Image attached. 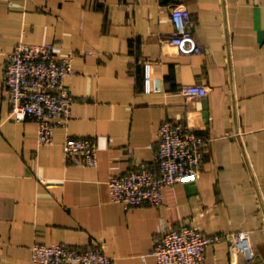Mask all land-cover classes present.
<instances>
[{
    "label": "crops",
    "instance_id": "1",
    "mask_svg": "<svg viewBox=\"0 0 264 264\" xmlns=\"http://www.w3.org/2000/svg\"><path fill=\"white\" fill-rule=\"evenodd\" d=\"M175 7L190 11L203 52L171 43ZM18 42L75 53L72 117L52 145L34 119L10 117L2 81ZM190 85L207 86V98L186 96ZM165 120L209 140L201 174L167 188L160 206L113 202L112 176L142 163L159 170ZM69 135L96 138L97 167L66 158ZM183 224L252 232V262L223 241L202 264H264V0H0V264H32L36 243L101 245L114 264H157L143 256Z\"/></svg>",
    "mask_w": 264,
    "mask_h": 264
},
{
    "label": "built area",
    "instance_id": "2",
    "mask_svg": "<svg viewBox=\"0 0 264 264\" xmlns=\"http://www.w3.org/2000/svg\"><path fill=\"white\" fill-rule=\"evenodd\" d=\"M175 27L172 44L183 54L203 52L190 30L191 13L185 7L171 9ZM57 42L29 44L18 42L5 62L3 89L10 107V117L17 122L34 119L38 123L41 144H54V132L68 126L72 117L74 96L67 79L75 74V53L62 55ZM188 97L205 99L207 86H185ZM156 172L144 163L122 175L109 179L111 200L125 207L160 206L164 192L177 183L194 180L202 172L209 140L191 127L174 120H165L158 129ZM64 152L76 166L97 167L99 147L96 138L67 136ZM251 231L207 235L189 224L179 229H165L153 250L157 264H202L207 249L223 241L231 254H243L248 262L255 259ZM32 264H114L101 245L82 250L64 243L32 247Z\"/></svg>",
    "mask_w": 264,
    "mask_h": 264
}]
</instances>
